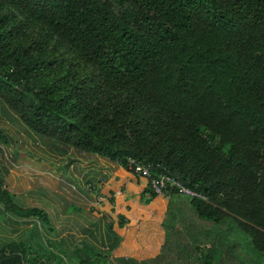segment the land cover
Segmentation results:
<instances>
[{"label":"trees","instance_id":"trees-1","mask_svg":"<svg viewBox=\"0 0 264 264\" xmlns=\"http://www.w3.org/2000/svg\"><path fill=\"white\" fill-rule=\"evenodd\" d=\"M129 1L0 0V98L41 135L210 197L167 185L155 264H264V0L113 9ZM26 251L0 264H51Z\"/></svg>","mask_w":264,"mask_h":264},{"label":"crops","instance_id":"crops-1","mask_svg":"<svg viewBox=\"0 0 264 264\" xmlns=\"http://www.w3.org/2000/svg\"><path fill=\"white\" fill-rule=\"evenodd\" d=\"M0 189V249L23 244L26 262L155 264L164 244L167 202L145 178L33 131L1 98Z\"/></svg>","mask_w":264,"mask_h":264},{"label":"built area","instance_id":"built-area-1","mask_svg":"<svg viewBox=\"0 0 264 264\" xmlns=\"http://www.w3.org/2000/svg\"><path fill=\"white\" fill-rule=\"evenodd\" d=\"M128 170L136 172L143 175L145 178L149 179L148 184H150L151 190L156 193L163 195L166 193V187L176 186L179 188L180 192L189 195L191 197L198 196L195 190L189 189L182 185L178 180L165 173H154L153 163L144 164L135 158H128L127 167Z\"/></svg>","mask_w":264,"mask_h":264},{"label":"rangeland","instance_id":"rangeland-1","mask_svg":"<svg viewBox=\"0 0 264 264\" xmlns=\"http://www.w3.org/2000/svg\"><path fill=\"white\" fill-rule=\"evenodd\" d=\"M109 4L111 5V3L109 2ZM112 6V5H111ZM113 9L115 10V11H117L118 13L120 12V11H127V12H129L130 14H137L138 12H139V5H138V2H136L135 0H131V1H129L128 3H126L124 6H122V7H117V6H115V5H113ZM29 31L31 32V34H32V37L33 38H37L38 37V33H37V31L35 30V27H31L30 29H29ZM187 165L188 166H191V162L190 161H187ZM133 175H135L136 177H138L140 174H138V173H136V172H134V173H132ZM199 195H200V197H202L204 200H209V198L210 197H208V195L206 196V195H203V194H200V193H198ZM184 195V194H183ZM164 198H165V201L166 202H168V201H170V200H176V199H178V197H173V195H168V194H166V195H164Z\"/></svg>","mask_w":264,"mask_h":264}]
</instances>
